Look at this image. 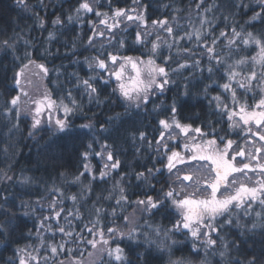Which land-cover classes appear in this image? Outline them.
Instances as JSON below:
<instances>
[{
    "label": "snow or ice",
    "instance_id": "snow-or-ice-1",
    "mask_svg": "<svg viewBox=\"0 0 264 264\" xmlns=\"http://www.w3.org/2000/svg\"><path fill=\"white\" fill-rule=\"evenodd\" d=\"M204 2L205 0H200L196 8H201ZM16 3L27 9L26 0H16ZM39 3L43 5V0H39ZM99 3L100 0H78V6L75 8L76 16L67 17L69 22L74 19L79 22L82 15L86 14L97 17V20L90 23L93 31L87 43L89 46L99 43L102 51L99 55L85 57V63L94 74L87 79L78 78L76 84L77 87L83 85L90 100L97 98L98 93V88L92 81L97 78L103 79L101 74L107 73L108 79H103V83L108 84L114 79L116 86L113 92H118L125 101L135 104L137 108L142 104H148L155 93L163 94L166 87L174 83L171 73L165 66L173 57L165 56L162 49L166 47L170 51L177 40L186 39L192 41L195 47L203 48L202 55H207L210 63L204 69L201 68V60H193L192 64H189L185 58L184 62H177L178 67L172 71L179 73L190 67L200 68L202 72L207 71L209 83L205 85L203 94L208 95L213 84L222 90L211 97L210 103L214 102L215 110L221 120L226 118L227 130L221 135L216 133L215 128L208 132L203 127L195 126L194 123L184 122L178 118V108L173 102L168 107L171 115L165 114L163 118L157 120L159 138H154V150L160 157L161 166L147 169V176L144 172L136 173L138 180L150 183V178L156 173L163 176L166 171L170 181L167 191L162 190V194L156 197L146 194L145 199L130 201L122 183L124 177L121 176L113 184L109 194L103 198L115 199L116 204L122 209L125 205H136L131 213L122 217L124 223L119 224L115 220L106 223L102 209L93 204L89 214L95 219H89L88 223L83 225V229L78 231L74 221L84 219L81 203L88 198L85 193L92 192V181L97 179L106 181L114 170L121 167V161L115 158L109 145H101V149L95 151L93 144L89 143L79 154L82 157L83 171L74 174L71 178H68L66 173H60L64 183L80 186L79 193L66 195L63 190L53 185L51 192L56 194L57 199L48 200L49 213L47 215L41 213L38 218V228L41 231L36 233L37 243L17 248L14 257L9 258V264H17V262L18 264H132L125 247L118 242L113 244L114 241L122 240L135 244L145 243L148 246L155 245L161 251L167 249L168 264H190L185 258L176 260L171 258L172 247L178 243L173 238L175 233L190 237L192 249L197 254L200 250L198 245L204 248L205 258L201 259L200 264H210L207 259L209 252L212 255H219V264H229V244L225 241L227 231L235 228L255 234L256 230H260L264 237V32L255 34L243 28L237 30L236 27H232L229 36L221 29L219 36L227 41L223 48H227L228 52L224 53L222 49L217 51L221 47V41L212 36L215 16L212 20L207 16H201L198 25L190 22L192 31L185 30L182 36L176 35L168 20L158 19L152 21L153 29L159 28L165 31L172 37V43L159 35L154 40H147L146 37L151 35L149 31H137L133 41L135 44H151L146 60L120 55L118 49L125 47L123 39L116 40L118 48L105 55L103 51L105 41L97 38L107 35L109 36L107 44H111L115 30L124 21H138V27L145 29L148 25L145 15L139 12L132 15V12L137 11L136 9L116 8L109 14L98 10ZM108 3L111 4V0H108ZM133 3L142 7L140 0H133ZM256 3L260 5L261 12H254L249 23L257 20L264 23V14H262L264 0H256ZM241 6L247 7L244 0H238V3L233 5L234 8ZM216 7V0H213L211 6L204 7V13L213 12ZM176 11L179 12L181 9ZM228 19V16H223L226 26ZM37 21L39 26L44 28V19L37 16ZM52 24L62 25L63 20L57 16ZM177 27L181 26L177 24ZM54 38V33L49 32L48 39ZM241 46L252 51H244ZM0 47L15 50V44L7 39L0 41ZM179 52L187 53L188 56L195 55L192 48L186 46L178 49ZM252 52L255 54L253 55ZM25 56L29 57L27 63L13 74V81L18 88H21V93L12 95L6 101L0 115L6 119L14 117L17 123L12 127L16 129L19 128L18 122L22 114L31 116L29 136H32L43 124H47L57 133L69 131L71 127L69 117L80 110L76 98L69 91L66 98L57 101L52 99L47 89L42 96H29L28 91L23 90L22 81L26 78V72L31 70L30 66L38 70L34 74L40 75L41 79L49 74V69L45 64L32 60L27 51ZM234 56L235 59L232 58ZM157 58L163 59L164 63H157ZM183 94L185 96L190 94L187 85L184 86ZM22 97L27 99L22 101ZM97 102H99L98 98ZM22 104H29L31 107L25 112ZM154 110L157 109L154 107ZM80 127L91 128L92 125L82 124ZM229 132L242 136L243 142L231 138ZM140 139L146 140L143 132L140 133ZM148 144L149 147H153L152 142ZM92 156H98L104 161L101 169L94 170L89 162ZM85 174L88 178L87 183L82 180ZM5 177L11 179L6 174ZM29 179L25 177L21 182L27 183ZM99 199L100 196H97V200ZM64 200L72 202L71 208L60 206ZM257 205L261 211H255ZM36 206L45 207L39 200L35 205L25 204V207L31 208L32 212H35ZM169 207L175 213L171 228L161 225L152 226L151 232L138 230L137 213L155 215L156 212H167ZM27 214L26 212L25 215ZM110 215L115 217L114 209ZM61 220L64 223H61ZM83 231H87L90 238H86ZM42 233L50 235L45 236ZM5 234L6 227L0 225V237ZM57 234L60 236L58 243L55 242ZM31 235L32 233L29 232V236ZM241 235H244L243 231ZM218 244L223 250L217 253ZM82 245H89L92 251L82 248ZM85 252H87L86 257ZM62 255L64 259H59ZM140 258L138 256L137 264ZM236 264L240 262L237 261ZM247 264H258L255 254ZM259 264H264V251L261 252Z\"/></svg>",
    "mask_w": 264,
    "mask_h": 264
},
{
    "label": "trees",
    "instance_id": "trees-1",
    "mask_svg": "<svg viewBox=\"0 0 264 264\" xmlns=\"http://www.w3.org/2000/svg\"><path fill=\"white\" fill-rule=\"evenodd\" d=\"M198 3L200 0H140L142 7H138L133 0H111V4L108 0H100L97 5L98 10L109 14L116 8L136 9L137 11L132 12V15L138 12L145 15L148 27L147 29L138 27V21H124L115 30V37L111 44H107L109 39L107 35L97 39L105 41L103 50L105 55L118 48L116 40L123 39L125 47L118 49L120 55L146 60L151 44H135L133 41L137 31H149L151 35L146 37L147 40H154L159 35L172 43V37L165 31L159 28L153 29V20H168L176 35L182 36L185 30L192 31L190 22L198 25L201 16H207L209 20L215 16L216 20L213 21L215 27L211 30L212 36L221 41V47L217 51L222 49L224 53H227L228 49L223 48L227 41L219 36L221 29L229 36L232 27H236L237 30L243 28L255 34L264 32V23L260 20L249 23L254 12H261V7L256 0H244L246 8L243 6L234 8L233 5L238 3V0H216L217 7L209 13H204L203 9L205 6H211L213 0H205L204 5L199 9L196 8ZM26 4L27 9L18 5L16 0H0V41L7 39L15 44V50L0 47V112L4 110L6 101L12 95L21 93V88H18L13 81V74L27 63L29 57L25 56V51L30 54L32 60L45 64L49 69V74L44 77L45 86L42 87V91L32 97L42 96L47 89L52 99L59 101L60 98H66L71 91L80 110L69 117L71 121L69 131L57 133L47 124H43L32 136L28 135L31 131V116L22 114L18 122L19 128L16 129L12 127L14 123H17L14 117L6 119L0 115V225L6 227V234L0 237V264H9V258L14 257L17 248L37 243L36 233L41 231L38 228V218L41 213L44 215L49 213L48 200L57 199L56 194L51 192L53 185L63 190L66 195L79 193L80 186L64 183L60 173H66L68 178H71L74 174L83 171L82 157L79 154L87 148L89 143L93 144L95 151H99L101 145H109L115 158L121 161V167L114 170L106 181L99 179L92 181V192L85 193L88 198L81 203L84 219L74 221L78 231L83 229V225L87 224L89 219H95L89 214L93 204L102 209V216L106 223H111L113 220L119 224L124 223L122 217L131 213L136 205H125L122 209L116 204L115 199L103 198L109 194L113 184L121 176L124 177L122 183L130 201L145 199L146 194L156 197L162 194V190L167 191L170 181L166 171L163 176L156 173L150 178V183L138 180L136 173L144 172L147 176V169L161 166L160 157L154 150V138H159L157 120L163 118L165 114L171 115L168 107L173 102L178 108V118L184 122L194 123L195 126L203 127L208 132L215 128L216 133L221 135L227 130L226 118L221 120L219 113L215 110L214 102L210 103L211 97L222 90L213 84L209 94H203L205 85L209 83L207 71L202 72L200 68L195 67L179 73L172 71L178 67L177 62L182 63L185 58L189 64H192L193 60H201V68L204 69L209 65L207 55H202L203 48L195 47L192 41L177 40L170 51L166 47L162 49L165 56L173 57L165 66L171 73L174 83L168 85L163 94L155 93L148 104H142L137 108L135 104L125 101L118 92H113L116 86L114 79L108 84L103 83V79H108L107 73L101 74L103 79L97 78L92 81L98 88L96 96L99 102H97V98L89 99L83 85L76 86L78 78L87 79L94 74L85 63V57L99 55L102 51L99 43L95 46H89L87 43L93 31L90 23L97 20V17L86 14L82 15L79 22L75 19L69 22L67 20L69 15L76 16L75 8L78 6V0H43V5L39 3V0H26ZM177 9L181 11L177 12ZM37 16L44 19V28L39 26ZM57 16L61 17L63 24L54 26L52 21ZM223 16L229 17L227 26ZM177 24L181 27H177ZM49 32L54 33V39H48ZM208 39L210 40L211 37ZM26 41L28 43H25ZM185 46L192 48L195 55L178 53V49ZM241 48L243 49V46ZM243 50L252 51L251 49ZM252 54L254 55L255 52ZM157 63L163 64L164 60L157 58ZM185 85L188 86L190 93L188 96L183 94ZM26 99L22 97V101ZM154 107L157 110H154ZM22 108L25 112L27 111L25 104H22ZM60 114L63 115V113ZM82 124H91L92 127L81 128ZM142 132L146 140L140 139ZM229 135L243 142L242 136H236L232 132H229ZM148 142H152L153 147H149ZM6 148L7 151H5ZM89 162L94 170L101 169L104 163L98 156L90 157ZM5 174L11 179H7ZM96 174L98 175V171ZM25 177L30 179L27 183H22ZM87 179L85 174L82 180L87 183ZM97 196H100L99 200ZM38 200L45 205L44 208L36 206L35 212H32L31 208L25 207V204L35 205ZM60 206L71 208L72 202L64 200ZM113 209L115 217L110 215ZM255 211H261L258 205L255 206ZM26 212L27 215H25ZM136 215L139 217L137 227L141 232H151L152 226L162 225L171 228L175 219V213L171 207L164 213L156 212L155 215L137 213ZM61 223L64 221L61 220ZM241 231L244 235H241ZM29 232L32 233L31 236ZM83 235L90 238L87 231H83ZM173 238L178 241L172 247L173 260L185 258L190 261V264H200L201 259L205 258V250L202 246L198 245L200 247L198 254L193 251L190 237L175 233ZM225 241L229 244V264H236L237 261L240 264H247V261L253 258V254L259 264L261 252L264 251V237L260 230H256L254 234L244 229L232 228L225 233ZM55 242H60L59 234ZM117 242L125 247L132 264H137L138 256L141 257L139 264H168L167 249L161 251L155 245L135 244L127 240L114 241L113 244ZM81 247L92 251L89 245ZM222 250L218 244L217 253ZM86 255L87 252H85ZM59 259H64V256L62 255ZM207 259L210 264L220 262L219 255H212L211 252Z\"/></svg>",
    "mask_w": 264,
    "mask_h": 264
},
{
    "label": "rangeland",
    "instance_id": "rangeland-1",
    "mask_svg": "<svg viewBox=\"0 0 264 264\" xmlns=\"http://www.w3.org/2000/svg\"><path fill=\"white\" fill-rule=\"evenodd\" d=\"M31 70L26 72V78L22 81L23 90L28 91L29 96H33L35 94L40 93L42 91V87L45 86V79H41V76L37 73L38 70L34 68V66H30ZM26 98V97H25ZM26 110L29 109V104H25ZM87 256V255H86ZM85 256V257H86Z\"/></svg>",
    "mask_w": 264,
    "mask_h": 264
}]
</instances>
